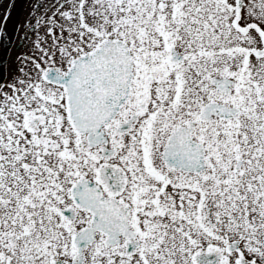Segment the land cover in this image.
<instances>
[{
	"label": "snow or ice",
	"instance_id": "1",
	"mask_svg": "<svg viewBox=\"0 0 264 264\" xmlns=\"http://www.w3.org/2000/svg\"><path fill=\"white\" fill-rule=\"evenodd\" d=\"M12 7L0 264H264V0Z\"/></svg>",
	"mask_w": 264,
	"mask_h": 264
},
{
	"label": "flooded vegetation",
	"instance_id": "2",
	"mask_svg": "<svg viewBox=\"0 0 264 264\" xmlns=\"http://www.w3.org/2000/svg\"><path fill=\"white\" fill-rule=\"evenodd\" d=\"M27 3L28 0H15L10 18L7 21L6 29L8 33H11L13 42H15L25 23V17L27 15ZM6 4L7 0H3V6L0 7V18L4 12ZM10 4L11 3L9 2L8 5ZM0 39H3V37H0ZM0 51H2V47H0Z\"/></svg>",
	"mask_w": 264,
	"mask_h": 264
}]
</instances>
